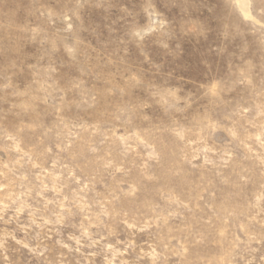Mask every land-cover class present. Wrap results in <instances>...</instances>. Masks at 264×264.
<instances>
[{"label":"rangeland","instance_id":"374dc122","mask_svg":"<svg viewBox=\"0 0 264 264\" xmlns=\"http://www.w3.org/2000/svg\"><path fill=\"white\" fill-rule=\"evenodd\" d=\"M0 264H264V0H0Z\"/></svg>","mask_w":264,"mask_h":264}]
</instances>
